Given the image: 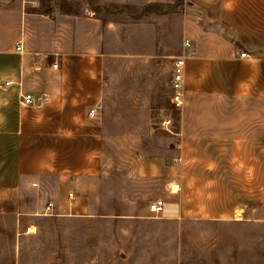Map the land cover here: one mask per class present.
<instances>
[{"label":"crops","instance_id":"obj_1","mask_svg":"<svg viewBox=\"0 0 264 264\" xmlns=\"http://www.w3.org/2000/svg\"><path fill=\"white\" fill-rule=\"evenodd\" d=\"M186 3L184 32L192 45L183 52L178 149L182 155L211 156L208 161L223 167L216 170L236 172L235 179L217 188L205 184L197 199L188 185L169 188L179 181L178 168L160 157L140 158L131 172L165 179L169 218L191 215L198 202L206 204L208 217H233L242 196L252 209L264 199V0ZM37 6L31 0H0V44H5L0 47V200L16 202L26 187L57 188L66 198L61 215L91 216L108 164L99 120L106 57L94 45L86 48L69 16L36 11ZM26 93L34 96L33 105L24 103Z\"/></svg>","mask_w":264,"mask_h":264},{"label":"rangeland","instance_id":"obj_2","mask_svg":"<svg viewBox=\"0 0 264 264\" xmlns=\"http://www.w3.org/2000/svg\"><path fill=\"white\" fill-rule=\"evenodd\" d=\"M31 1L39 4L36 11L69 16L86 48L105 54L99 120L107 174L91 216L61 215L66 198L57 188L36 193L26 187L16 202L0 200V264H264V199L252 209L242 196L228 218L208 217L200 202L191 215L167 216L170 189L188 185L200 199L205 184L233 183L236 173L216 170L222 165L208 161L211 156L178 149L183 107L171 102L170 78L174 56L184 52L186 0ZM89 32L95 36H85ZM142 157L175 164L179 181L168 190L164 178H138L131 170ZM158 198L167 206L156 215L148 205ZM50 199L54 213H37Z\"/></svg>","mask_w":264,"mask_h":264},{"label":"built area","instance_id":"obj_3","mask_svg":"<svg viewBox=\"0 0 264 264\" xmlns=\"http://www.w3.org/2000/svg\"><path fill=\"white\" fill-rule=\"evenodd\" d=\"M191 42L188 39H185L184 46L191 47ZM17 49L22 51L23 45L22 42H18ZM241 57H247V52H241ZM187 61V54L182 53L174 56L173 65H172V74H171V88L173 90L171 94V102L175 104L177 108H181L184 105V84H185V67ZM57 66V65H55ZM23 101L26 105L34 104V96L31 93H26L23 96ZM97 114V109L93 108L90 110V115L95 116ZM171 122L170 119L164 121V124L169 125ZM33 187L40 188V185L37 182L32 183ZM69 200H73L75 195L74 192L68 194ZM166 201L162 198H158L148 205V209L152 214H160L164 211ZM55 201L50 199L47 201L46 206L43 210L40 211V214L43 215H52L54 213Z\"/></svg>","mask_w":264,"mask_h":264},{"label":"trees","instance_id":"obj_4","mask_svg":"<svg viewBox=\"0 0 264 264\" xmlns=\"http://www.w3.org/2000/svg\"><path fill=\"white\" fill-rule=\"evenodd\" d=\"M155 6H157L156 4H149V5H147V7H155ZM61 9L64 11V13H66V14H71L72 13V10H70V9H68V8H66L65 7V5H62L61 6ZM97 9V8H96ZM96 9H94L95 11H96Z\"/></svg>","mask_w":264,"mask_h":264},{"label":"bare ground","instance_id":"obj_5","mask_svg":"<svg viewBox=\"0 0 264 264\" xmlns=\"http://www.w3.org/2000/svg\"><path fill=\"white\" fill-rule=\"evenodd\" d=\"M32 229V228H31ZM33 231V230H32Z\"/></svg>","mask_w":264,"mask_h":264}]
</instances>
